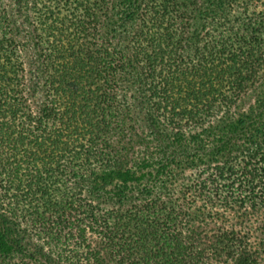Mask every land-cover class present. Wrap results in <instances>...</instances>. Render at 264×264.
<instances>
[{
  "label": "trees",
  "instance_id": "obj_1",
  "mask_svg": "<svg viewBox=\"0 0 264 264\" xmlns=\"http://www.w3.org/2000/svg\"><path fill=\"white\" fill-rule=\"evenodd\" d=\"M256 1L0 0V264H66L23 244L27 233L84 249L87 264L254 262L243 243L258 222L264 237V96L248 100L264 76ZM12 11L40 61L38 111ZM129 72L174 129L144 143L138 168ZM84 190L123 202L102 210ZM192 207L206 219L188 221Z\"/></svg>",
  "mask_w": 264,
  "mask_h": 264
},
{
  "label": "rangeland",
  "instance_id": "obj_2",
  "mask_svg": "<svg viewBox=\"0 0 264 264\" xmlns=\"http://www.w3.org/2000/svg\"><path fill=\"white\" fill-rule=\"evenodd\" d=\"M12 1L13 0H6V3H9L10 6H13L14 4ZM117 1L119 2V0ZM118 9L120 8L118 7ZM255 9L257 11H264V0H257L255 3ZM10 14L11 20H13L20 29V36L26 41V46L22 51V61L24 68L23 74L25 77L26 87L28 89L29 101L34 110L38 111L41 107V103L43 100V78L41 74L40 61L37 57L36 50L34 49V46L30 40L28 24L25 21V18L23 16L15 15L14 11L10 12ZM116 30L119 31L120 28L117 27ZM255 85V88L249 91L250 97L248 99L249 103L254 104H256L257 101L262 99L264 96V76ZM125 87L127 89V99L129 102L130 112L138 132L136 158L132 160V166L138 168L142 166L140 165V161L144 160V143L147 142L149 144L147 145L148 148L153 145L155 146L156 143L154 140L157 137L158 133L169 134L172 133L174 129H172V127L167 125L164 121H162V119H160L154 114L148 103L145 90L142 84L138 81L137 76L134 72H129V76H127L126 79ZM195 173L197 174V172L189 171L187 172V175L190 178L197 177ZM153 191L156 192L159 190L155 189ZM84 196L92 199L96 204L101 205L102 210L109 209L111 206H116L119 202H123L122 199H120L119 197L116 198L113 195L105 194L104 191L94 193L93 191L84 190ZM134 197H144V189L140 192H133L127 194L125 196L124 202L133 201ZM127 204L125 205L127 206ZM207 214V210H196L192 207L187 212V219L188 221L197 217L201 219H206ZM213 216L214 218L212 222L208 225L209 228L207 227L206 229H210L211 227H213L212 225L213 223H216L214 222L216 219L225 221L226 223L232 220H234V222L236 223H239L243 221V219H246L245 217L247 216V213L246 211L245 213L243 211L233 212L229 213L227 215V218H225L224 214H213ZM258 223H250L252 235L248 242L243 243L248 244L246 246V251L252 252V254L254 255V257H252L254 258V262L252 264H264V237L258 230L255 231L254 229V227L256 228L258 226ZM20 236H22V243L26 246L38 247L43 251V253L50 254L54 258L61 259L66 264H78L79 262L84 261V259H82V256L84 257V249H78L76 246L58 247V245L48 243L44 237L39 238L34 236L33 233H27L26 235L21 234ZM90 236V238H93V240L91 241L95 242V235L90 234ZM91 263L92 262L90 261V264ZM232 263L234 262H214L210 264ZM84 264H87L86 261H84Z\"/></svg>",
  "mask_w": 264,
  "mask_h": 264
}]
</instances>
